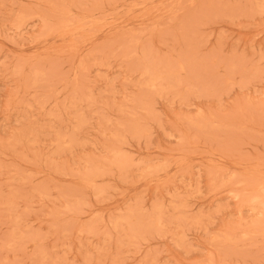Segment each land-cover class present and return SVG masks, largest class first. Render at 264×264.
Here are the masks:
<instances>
[{
	"label": "rangeland",
	"instance_id": "obj_1",
	"mask_svg": "<svg viewBox=\"0 0 264 264\" xmlns=\"http://www.w3.org/2000/svg\"><path fill=\"white\" fill-rule=\"evenodd\" d=\"M0 264H264V0H0Z\"/></svg>",
	"mask_w": 264,
	"mask_h": 264
}]
</instances>
